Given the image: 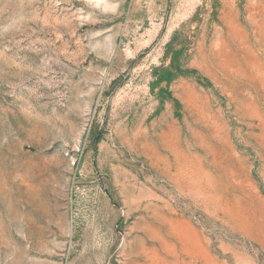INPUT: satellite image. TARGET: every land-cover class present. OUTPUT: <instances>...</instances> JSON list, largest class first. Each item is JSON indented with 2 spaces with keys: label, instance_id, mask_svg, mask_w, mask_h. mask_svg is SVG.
I'll return each mask as SVG.
<instances>
[{
  "label": "rangeland",
  "instance_id": "obj_1",
  "mask_svg": "<svg viewBox=\"0 0 264 264\" xmlns=\"http://www.w3.org/2000/svg\"><path fill=\"white\" fill-rule=\"evenodd\" d=\"M0 264H264V0H0Z\"/></svg>",
  "mask_w": 264,
  "mask_h": 264
}]
</instances>
